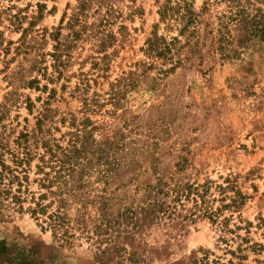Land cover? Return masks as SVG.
I'll list each match as a JSON object with an SVG mask.
<instances>
[{
    "label": "rangeland",
    "instance_id": "1",
    "mask_svg": "<svg viewBox=\"0 0 264 264\" xmlns=\"http://www.w3.org/2000/svg\"><path fill=\"white\" fill-rule=\"evenodd\" d=\"M241 10L263 16L264 0H0V153L31 158L25 207L47 192L42 158H63L69 180L45 201L51 213L64 198L63 229L0 214V264H173L201 248L262 264L171 193L210 184L214 208L240 200L223 215L264 243V40L240 39Z\"/></svg>",
    "mask_w": 264,
    "mask_h": 264
},
{
    "label": "trees",
    "instance_id": "2",
    "mask_svg": "<svg viewBox=\"0 0 264 264\" xmlns=\"http://www.w3.org/2000/svg\"><path fill=\"white\" fill-rule=\"evenodd\" d=\"M229 20L236 21L237 23H243V32L241 34V40L249 39L251 36H260L264 40V15H255L250 17L249 14L245 12V10H241L240 13H236L231 17H228ZM223 25L228 26L227 21H223ZM51 149L49 148V152ZM48 152V151H47ZM42 162L45 165H37L38 170L43 172L45 177L41 179V188H45L47 192L40 193L38 196H35L32 193L30 197V205L25 207L24 203L28 200V196H25V193L28 191L29 184V176L27 174V167L31 164V158H17L13 160V164H8L6 159L4 158L3 153H0V214H4V210L7 208H12L13 210H17L19 212H24L27 209L31 215L35 218H39V216H46L47 219L45 221L48 224V227H51L55 230H60L65 228V225L68 224L67 216L62 212V209L65 207L64 198H59V205L56 211L49 213L50 203H46L45 201L48 198V193L57 194V191H53L52 188L54 186L59 187L60 196L64 190V186L67 187L69 180L66 177L62 176V171L66 170V161L63 158L59 159H45L42 158ZM27 166V167H25ZM50 168L51 171H45V168ZM52 170L55 172V175L52 176ZM225 187L220 185V190L225 191ZM210 190V184H203L201 186H193V185H181L179 187H175L171 189V193L173 195V200L175 203H181L182 199L190 200L192 199L194 204L191 207L192 215L197 214L198 211L201 212L202 216L209 218L214 224L221 225V230L225 233H233L235 234L234 239L239 238L241 242L238 243V246L235 250L227 249L228 252L233 257H238L241 260L247 259V255L243 252L245 250H252L255 253H260L264 251V243H259L253 241L250 237L251 227L253 223L250 221H246L244 225H242L243 221H240L239 224H235V228L230 227L231 216L223 215L224 210L228 208H232V206L238 207L240 204V200L231 199V203H224L226 200V196L223 195L221 199H219L222 203L220 206L214 208L209 204L206 197L208 196V192ZM158 192H163V189H158ZM168 193V192H166ZM215 199H213L214 201ZM183 205V204H181ZM170 208V205L167 200L158 201L152 204L149 211H146V214L151 217L149 219H158L160 213H165ZM176 210V207H175ZM197 211V212H196ZM196 212V213H195ZM146 214L144 218L146 217ZM170 216L173 213H169ZM137 217V215H136ZM135 216H131V219L135 220L133 223L136 225L140 219ZM259 227H263L264 229V219H261L258 222ZM240 230H245V234L242 235L239 233ZM225 240L223 236L220 237ZM243 242L247 244L243 247ZM8 252V246L5 240H0V263L2 262V256ZM198 252H201L202 255L199 256ZM213 252L209 249H199L195 252L191 257H187L184 261L175 262L173 264H236L232 259H229L228 262H220L216 259H211L210 255ZM135 262H138V258L135 259ZM258 262L264 264V260H258ZM28 264V263H22Z\"/></svg>",
    "mask_w": 264,
    "mask_h": 264
}]
</instances>
